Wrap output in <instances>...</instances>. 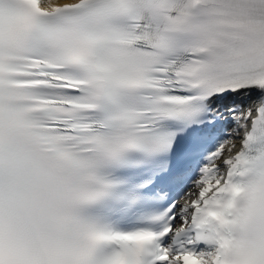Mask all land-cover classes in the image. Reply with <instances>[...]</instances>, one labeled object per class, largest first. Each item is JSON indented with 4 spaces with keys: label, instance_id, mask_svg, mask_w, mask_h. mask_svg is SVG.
I'll list each match as a JSON object with an SVG mask.
<instances>
[{
    "label": "snow or ice",
    "instance_id": "1",
    "mask_svg": "<svg viewBox=\"0 0 264 264\" xmlns=\"http://www.w3.org/2000/svg\"><path fill=\"white\" fill-rule=\"evenodd\" d=\"M0 264H264V0H0Z\"/></svg>",
    "mask_w": 264,
    "mask_h": 264
}]
</instances>
